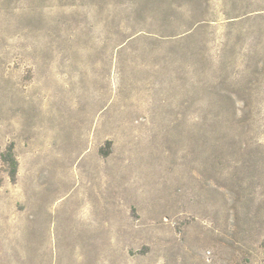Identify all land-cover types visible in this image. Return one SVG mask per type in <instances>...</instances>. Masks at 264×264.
I'll use <instances>...</instances> for the list:
<instances>
[{"label": "rangeland", "instance_id": "1", "mask_svg": "<svg viewBox=\"0 0 264 264\" xmlns=\"http://www.w3.org/2000/svg\"><path fill=\"white\" fill-rule=\"evenodd\" d=\"M0 264H264V0H0Z\"/></svg>", "mask_w": 264, "mask_h": 264}, {"label": "trees", "instance_id": "2", "mask_svg": "<svg viewBox=\"0 0 264 264\" xmlns=\"http://www.w3.org/2000/svg\"><path fill=\"white\" fill-rule=\"evenodd\" d=\"M3 157L5 158V160L10 164L11 166V175L15 176L16 172H17V160L13 154L12 150H7L6 152H4Z\"/></svg>", "mask_w": 264, "mask_h": 264}]
</instances>
